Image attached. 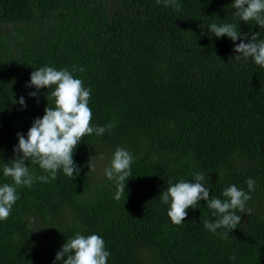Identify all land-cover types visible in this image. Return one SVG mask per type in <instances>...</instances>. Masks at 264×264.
<instances>
[{"label": "trees", "instance_id": "trees-1", "mask_svg": "<svg viewBox=\"0 0 264 264\" xmlns=\"http://www.w3.org/2000/svg\"><path fill=\"white\" fill-rule=\"evenodd\" d=\"M177 2L179 11L163 0H0V186L13 184L3 166L16 155L17 133L26 136L54 107V86L26 87L33 70L72 71L91 90L92 125H114L82 138L74 179L59 170L55 180L17 187L0 221V264H54L77 233L101 236L108 264H264V68L237 59L240 40L216 38L208 27L238 24L242 36L258 40L264 28L239 21L233 0ZM117 147L134 157L120 200L104 175ZM196 172L209 178L210 198L223 199L231 185L248 192L245 181L256 182L250 215L240 213L227 238L226 229L204 228L217 219L205 201L180 225L161 203L167 185L194 183Z\"/></svg>", "mask_w": 264, "mask_h": 264}, {"label": "clouds", "instance_id": "clouds-1", "mask_svg": "<svg viewBox=\"0 0 264 264\" xmlns=\"http://www.w3.org/2000/svg\"><path fill=\"white\" fill-rule=\"evenodd\" d=\"M157 3H161V0H157ZM163 3L165 7L171 6L177 11L181 8L177 0H163ZM232 7L239 21L245 23L254 21L260 28H264V0H233ZM208 31L216 38L226 36L233 42L239 39L240 43L233 49L234 53L239 54L236 58L244 60L251 58L256 65L264 68V40H258L257 33H253L250 38L247 33L242 36L238 24L233 23H212ZM245 38H248V42H244ZM74 71L83 72L84 69L81 67ZM53 86L54 90L50 96L54 100V107H45L44 115L34 119L26 136L17 133L18 143L13 149L16 155L4 163L3 174L10 177L13 184L5 183L0 186V221L7 220L10 216L18 199L17 187H31L36 180L44 183L55 180L59 170L74 179L80 169L73 160V153L82 138L93 133L102 136L114 127L112 123L106 126L92 125V110L88 106L91 90L67 68L56 70L51 66L40 67L31 72L26 85L37 90ZM29 96L36 97L37 92H31ZM17 103L27 107L23 97H20ZM133 160L130 152L117 147L110 166L104 169L105 177L116 184L114 194L116 200L125 198L126 182L131 177ZM29 163L38 165L48 175H32ZM193 177L194 183L180 180L167 185V189L160 193L161 203L169 205L168 217L173 224L180 225L188 215L187 209L197 208L199 202L203 200L217 217L215 222L205 220L204 228L213 233L218 229H226L227 231L221 235L227 238L228 233L240 225V213L250 215L251 209L246 205L251 200L249 193L255 191L256 182L252 178L245 181L248 192L236 185L228 186L222 192L223 199H220L210 198V191L206 186V183H209L208 177L200 172L194 173ZM109 255L101 236L77 233L57 252L54 264L61 260L63 264H108ZM231 259H235V256Z\"/></svg>", "mask_w": 264, "mask_h": 264}, {"label": "rangeland", "instance_id": "rangeland-1", "mask_svg": "<svg viewBox=\"0 0 264 264\" xmlns=\"http://www.w3.org/2000/svg\"><path fill=\"white\" fill-rule=\"evenodd\" d=\"M102 154L105 155L104 158L99 160V158L97 157L96 161H95L96 162V169L98 172L102 169L103 166H105V159H106L107 155L104 152H102Z\"/></svg>", "mask_w": 264, "mask_h": 264}]
</instances>
